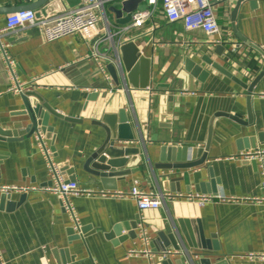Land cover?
Masks as SVG:
<instances>
[{"label":"crops","instance_id":"0c3cea01","mask_svg":"<svg viewBox=\"0 0 264 264\" xmlns=\"http://www.w3.org/2000/svg\"><path fill=\"white\" fill-rule=\"evenodd\" d=\"M38 1L0 0V43L22 85L9 90L0 48V188L27 189H0V261L264 264L248 257L264 255V201L255 200L264 195V158L239 155L264 151V0L217 4L214 35L169 22L160 0H142L150 16L141 27L118 23L124 0H102L101 20L83 35L46 41L37 27L1 31L10 9ZM80 2L47 0L32 10L53 18ZM33 122L65 180L107 193L136 184L162 197L143 213L150 256L128 254L142 247L130 198L69 195L80 225L73 230L59 196L44 190L50 177ZM101 124L111 128L102 151ZM127 148L138 153L107 155Z\"/></svg>","mask_w":264,"mask_h":264},{"label":"built area","instance_id":"2783aa9c","mask_svg":"<svg viewBox=\"0 0 264 264\" xmlns=\"http://www.w3.org/2000/svg\"><path fill=\"white\" fill-rule=\"evenodd\" d=\"M165 18L169 22L180 21L185 30L200 29L207 35L219 34L214 8L217 4L226 0H160ZM157 0H147L148 5H155ZM101 12H103L102 0H81L80 4L62 15L49 18L38 17L32 9H25L10 13L5 18V26L1 30L4 33L13 32L23 28L37 27L41 30L46 41H54L71 34L83 35L88 29L93 28L101 20ZM150 16L149 12H136L131 16V25L133 27H141L144 21ZM108 38L111 37L108 33ZM0 48L6 63L7 70L13 80V85L9 90L20 93L22 85L17 81L15 76V62L6 55L3 45ZM90 56L98 62L100 57L96 45L92 46ZM102 70V66H100ZM37 145L46 161L47 171L50 177V184L44 188L59 196L64 210L69 214L73 222V230H79L73 206L68 200L69 195L77 197L83 196H101V197H119L130 198L135 201L138 209L137 218V238L142 244L140 248H131L128 250L129 255L150 256L149 244L151 238L145 223L143 213L150 209H158L162 205V197L158 194L146 192L138 185L131 186L127 191H119L114 193L92 192L88 189L81 188L75 181L65 180L61 174L57 164L52 159V153L45 142V135L41 130L36 129L34 133ZM240 157L246 160L258 159L262 162L264 151L242 152ZM262 166V163L260 164ZM263 176L261 181V189L264 194V169L261 170ZM1 190L27 191L25 188L1 187ZM170 198V195H168ZM188 199L194 198L192 195L187 196ZM195 198L200 203L212 200L211 197L205 195H196ZM243 200V199H242ZM246 200V199H245ZM248 200V199H247ZM257 201H264V195ZM173 251L166 250L163 256L171 254ZM175 252V251H174ZM249 258L258 257L264 259V255L249 254ZM0 264H3L0 261Z\"/></svg>","mask_w":264,"mask_h":264},{"label":"water","instance_id":"95a60500","mask_svg":"<svg viewBox=\"0 0 264 264\" xmlns=\"http://www.w3.org/2000/svg\"><path fill=\"white\" fill-rule=\"evenodd\" d=\"M46 1L47 0H39L35 5L17 7L14 9H10V11H20V10H25V9H32V8H35V7H38L42 4H44ZM120 6H121V12L126 13L125 19H123L122 21H118V23H120V24H123V23H126L127 21H129L131 19L133 12H135V11L144 12L147 9V4L142 3V0H124L120 3ZM113 10H114V13H116V15L119 16L120 10H117V9H113ZM109 71H111V69ZM112 71H113V69H112ZM37 124L39 125V123L33 122V131L36 129ZM101 125L104 127V129L106 131V139H105L103 147L101 149V151H102L107 146V144H109L108 142H109L110 137H111V128L109 129L104 124H101ZM114 153L116 155H121L122 153L124 155L133 154V153L136 154V153H138V149L127 148L124 150H117V151L114 150V152H111V153L109 152V153H107V155L112 156ZM107 163L111 166H115V164L121 163V161L114 162V161L107 160ZM174 246H176V245H174ZM174 248H177V247H174ZM190 260L193 264L194 260L191 256H190Z\"/></svg>","mask_w":264,"mask_h":264}]
</instances>
